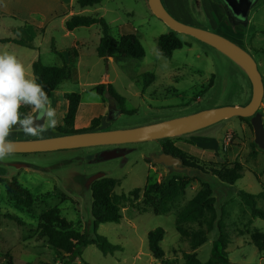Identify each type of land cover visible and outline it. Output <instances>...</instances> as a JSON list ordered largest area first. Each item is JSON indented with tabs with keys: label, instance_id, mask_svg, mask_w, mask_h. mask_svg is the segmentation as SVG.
Here are the masks:
<instances>
[{
	"label": "rangeland",
	"instance_id": "1",
	"mask_svg": "<svg viewBox=\"0 0 264 264\" xmlns=\"http://www.w3.org/2000/svg\"><path fill=\"white\" fill-rule=\"evenodd\" d=\"M210 2L163 0L167 10L178 20L216 31L247 50L264 80V0L255 1L246 23L235 19L221 0ZM0 12L5 13L0 16V37H23L32 40L35 47L0 42V53L15 55L24 65L27 78L34 77L29 65L33 57L45 65L62 64L60 56L51 49L53 44L62 52L69 47L80 52L79 58H74L70 77L48 98L49 105L56 111V126L62 124L66 111L63 94L70 92L80 94L75 129L89 127L91 119L99 115V130L127 129L183 117L203 109L245 105L250 100L252 88L245 71L224 53L191 35L174 31L190 45L176 49L170 58L159 55L157 38L170 28L152 13L148 0H102L83 8L77 0H0ZM71 14L103 16L109 25V34L116 39L123 34L122 25L134 29L144 47V57L115 55L100 58L94 48L99 26H81L68 31L62 18ZM76 40L85 45L76 46ZM146 71L153 73L154 80L143 89L141 75ZM210 79L212 83L208 86ZM100 83L111 84L124 98L123 107L131 112H119L118 104L105 92L99 95L95 87ZM263 103L264 96L261 105ZM22 110L25 114L20 113L21 118L32 117L36 112L31 106L21 104L19 112ZM41 128L43 131L32 136L17 124L10 129L7 139L59 134L54 127L48 126L46 119ZM162 139L11 153L0 160V264L8 257L13 264H162L148 248L147 233L157 227L164 230L159 244L165 258L180 264L183 252L190 248L175 229V214L204 184L213 189L218 215L224 211L229 242L227 257H224L219 253L215 228L196 248L197 258L201 261L210 257L218 261L227 258L236 264H264V250H258L250 239L252 232H264V220L252 218L249 207L238 195L240 190L251 194L262 192L256 205L264 209V148L254 140L250 118L234 116L190 133L165 138L182 149L198 165L196 169L176 170L153 163L150 156L162 151ZM234 162L243 166L242 176L234 183L223 182L213 175V169L228 167ZM96 173L117 179L114 189L117 193H128L135 187L140 189L137 200L123 204L119 222L101 223L96 230L119 245V249L112 254H103L95 244H88L79 256L57 258L46 240L37 237L38 218L47 209L58 206L62 217L72 221L76 229L93 236L91 183L86 184ZM185 174L192 177L185 194L171 204L170 211L155 214L151 205L143 200L146 183L164 182L173 175ZM12 180L30 191L31 206L19 203V198L25 197L8 194L6 183ZM6 214L15 216L23 224ZM184 226L197 227V223Z\"/></svg>",
	"mask_w": 264,
	"mask_h": 264
},
{
	"label": "trees",
	"instance_id": "2",
	"mask_svg": "<svg viewBox=\"0 0 264 264\" xmlns=\"http://www.w3.org/2000/svg\"><path fill=\"white\" fill-rule=\"evenodd\" d=\"M102 0H77L80 7H87L99 4ZM5 13L0 12V16ZM98 25L100 28V38L96 46V54L100 58L107 59L119 55L125 58H142L145 55V50L137 36L134 34V29H130L127 25H122L120 30L123 34L118 38H114L109 34V25L103 16L99 15H85L72 14L64 20L66 30L72 31L81 26ZM1 43H13L29 48H35L32 40L24 39L23 37H2ZM184 45H189L188 42L183 41L178 35L169 30L166 33L159 34L156 43V49L159 55L170 58L176 49ZM51 49L57 53L62 64L45 65L39 58L31 63V70L36 82L42 85L47 97L58 87L64 80L70 77L71 67L78 56L76 48L69 47L64 52L56 49L54 44ZM68 60V61H67ZM141 79L143 82V89L151 84L154 80L152 72L146 71L142 73ZM212 83V79L208 86ZM96 92L102 95L104 92L108 95L110 100L118 104V111L121 113H130L123 107L124 98L119 95L111 84L100 83L95 87ZM64 100L67 102V108L62 118V124L55 126V130L62 133H72L87 130H99L101 123V116L93 117L90 121V126L82 129H75L74 122L76 113L80 104V94L76 92L64 93ZM22 114L25 112L22 110ZM248 119L250 117H240ZM162 151L172 153L182 159L186 167L196 169L198 165L179 147L167 139H162ZM243 166L240 162H234L228 167L221 169H213L212 173L221 181L232 184L242 176ZM192 180L191 175L184 176L173 175L167 181H150L147 182L142 196L143 200L149 203L152 211L155 214H164L171 209V204L185 194V190ZM118 180L112 177L103 176L96 179L90 184L92 192V228L93 236L83 230L76 229L72 221L60 215L58 206H53L44 211L38 218L37 237L45 239L49 248H51L57 258L62 259L64 255H81V250L88 244H95L96 247L103 254H112L119 249V245L110 242L105 236L96 232L98 226L105 222H119L122 219L121 209L126 202L132 203L139 197L140 189L135 187L128 193H117L115 187ZM6 190L10 196H22L23 200L19 198V203L27 207L33 204V198L30 191L12 180L6 183ZM241 201L250 209L252 218H261L264 220V209L257 207V199L263 196V193L251 194L244 190L238 192ZM224 211L218 215L216 208V199L213 196V189L209 184H204L175 214V229L180 234L181 238L186 240L189 244V251L182 254L183 261L180 264H236L229 261L227 258L224 261H218L214 257H210L205 261H201L196 256V248L203 244L207 239V234L213 229H217V246L219 253L227 257L226 247L229 242V234L227 225L223 219ZM9 218L17 220L18 224H23L20 219L13 215L6 214ZM197 223V227H185L184 225H191ZM164 236V230L157 227L147 233L148 248L152 255L157 258L162 264H173L172 261L165 258L164 251L160 247V241ZM251 242L258 250H264V232L254 231L250 234ZM3 264H13L11 258L8 257ZM28 264H51L47 262L42 263H28ZM85 264H89L85 262Z\"/></svg>",
	"mask_w": 264,
	"mask_h": 264
},
{
	"label": "water",
	"instance_id": "3",
	"mask_svg": "<svg viewBox=\"0 0 264 264\" xmlns=\"http://www.w3.org/2000/svg\"><path fill=\"white\" fill-rule=\"evenodd\" d=\"M256 0H222L230 14L241 23L247 22L251 7ZM150 10L160 18L172 31L185 33L205 42L224 53L236 62L246 73L251 83V97L245 105H225L203 109L196 113L165 121L127 129L87 130L72 133H62L55 136L7 139L14 144L12 153L46 152L59 149L121 144L178 136L214 124L220 120L234 116L250 117L254 131V140L259 147L264 148V124L260 105L264 96V80L252 55L236 42L211 29L184 23L175 18L165 7L162 0H148ZM37 123L42 127L44 120L35 113ZM153 163H160L176 170L189 169L183 166L180 157L161 151L150 156ZM96 173L87 179V186L103 177Z\"/></svg>",
	"mask_w": 264,
	"mask_h": 264
},
{
	"label": "clouds",
	"instance_id": "4",
	"mask_svg": "<svg viewBox=\"0 0 264 264\" xmlns=\"http://www.w3.org/2000/svg\"><path fill=\"white\" fill-rule=\"evenodd\" d=\"M21 104L34 108L41 120H47L49 127L57 125L56 111L49 105L42 85L34 77H26L25 67L15 55L0 53V160L15 150L14 144L7 140L13 126L19 124L32 136L43 131L34 117L21 118Z\"/></svg>",
	"mask_w": 264,
	"mask_h": 264
},
{
	"label": "crops",
	"instance_id": "5",
	"mask_svg": "<svg viewBox=\"0 0 264 264\" xmlns=\"http://www.w3.org/2000/svg\"><path fill=\"white\" fill-rule=\"evenodd\" d=\"M60 2V1H59ZM61 3V2H60ZM72 15V14H71ZM70 16V15H69ZM69 16H64L63 18H62V20H63V23H64V20L67 18V17H69ZM92 26V25H91ZM88 27H90V26H88ZM73 31V30H72ZM99 31H100V28H99V30H97L96 31V33H97V41L95 42V44H94V48H95V52H96V46H97V44H98V41H99V38H100V33H99ZM1 38V37H0ZM187 42V41H186ZM78 43V44H77ZM189 43V42H188ZM75 44H76V46L78 45H80V46H84L85 44H84V42L83 41H81V40H76V42H75ZM189 45H190V43H189ZM79 46V47H80ZM79 56H80V52H79V50H78V58H79ZM33 60H35V58L33 57L32 59H30V62H29V65H31V63H32V61ZM64 104H65V109L67 108V102H66V100H65V102H64ZM65 109H64V111H65Z\"/></svg>",
	"mask_w": 264,
	"mask_h": 264
},
{
	"label": "built area",
	"instance_id": "6",
	"mask_svg": "<svg viewBox=\"0 0 264 264\" xmlns=\"http://www.w3.org/2000/svg\"><path fill=\"white\" fill-rule=\"evenodd\" d=\"M260 112L262 114V119L264 121V103L261 105ZM229 139V138H228Z\"/></svg>",
	"mask_w": 264,
	"mask_h": 264
},
{
	"label": "flooded vegetation",
	"instance_id": "7",
	"mask_svg": "<svg viewBox=\"0 0 264 264\" xmlns=\"http://www.w3.org/2000/svg\"><path fill=\"white\" fill-rule=\"evenodd\" d=\"M163 1V0H162ZM222 1V0H221ZM209 3L211 4L212 2H210V0H209ZM223 3V2H222ZM165 5V4H164ZM223 5L226 7V5L223 3ZM166 7V6H165ZM226 9H227V7H226ZM227 11H228V9H227ZM229 12V11H228ZM230 13V12H229ZM112 108V110L115 112L116 111V109H115V107H111ZM36 113V112H35Z\"/></svg>",
	"mask_w": 264,
	"mask_h": 264
}]
</instances>
